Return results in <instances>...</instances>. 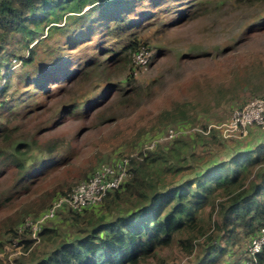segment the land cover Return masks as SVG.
I'll return each mask as SVG.
<instances>
[{
    "label": "trees",
    "instance_id": "obj_1",
    "mask_svg": "<svg viewBox=\"0 0 264 264\" xmlns=\"http://www.w3.org/2000/svg\"><path fill=\"white\" fill-rule=\"evenodd\" d=\"M129 2L0 0V73L2 68L9 70L8 45L17 36L28 48V57L21 61L22 69L29 67L19 74L9 94L12 79L4 81L0 88V114L7 113L8 123L35 114L21 127L0 126V211L44 186L51 188L49 197L67 194L69 184L74 182L68 174L72 169L67 163L71 158L68 153L72 139L80 137L83 130L66 142L63 137L53 136L52 130L62 122L79 119H90L91 124L96 120L107 123L113 119L115 105L129 101L131 91L111 82L87 101L67 103L64 98L83 84L91 71L100 69L101 75H111L126 67L132 54L141 48L137 41L123 47L124 54L105 56V51L83 60L73 73L61 77L72 59L65 57L63 50L79 41L85 27L82 22L79 28L75 27L76 21L94 12L92 20L100 22L107 10L113 12V8ZM87 6L89 11L84 12ZM62 20L64 24L57 26ZM129 24L128 18H118L102 30L110 39H124ZM44 32L47 39L57 32L66 40L48 50L49 59L36 69V57L40 58L36 47L43 39L30 48L29 45ZM58 50L59 54L52 57ZM38 95L44 99L35 100V108L27 104L23 111L13 114L20 100ZM205 132L207 126L194 131L189 141L175 136L165 142L157 141L152 149L122 157L127 160L129 176L118 189L108 192L94 208L81 212L64 209L65 219L75 230L71 238H58L56 228L45 225L38 240H34L28 231L18 233L26 212L3 216L0 251L5 240L18 239L23 251L12 264H167L164 255L170 253L184 259L185 264H221L227 248L240 236L250 242L264 229V139L254 149L217 163L192 149L204 148L202 141L206 142L205 137L214 138L217 130ZM35 152L42 153V158L35 159ZM50 205L51 202L42 212ZM248 260L246 253L241 262ZM256 264H264V248L256 255Z\"/></svg>",
    "mask_w": 264,
    "mask_h": 264
},
{
    "label": "rangeland",
    "instance_id": "obj_2",
    "mask_svg": "<svg viewBox=\"0 0 264 264\" xmlns=\"http://www.w3.org/2000/svg\"><path fill=\"white\" fill-rule=\"evenodd\" d=\"M129 1L125 6L120 4L113 8V12L107 10L101 15L100 22L92 20L94 12L77 20L75 27L79 28L81 22L85 26L79 41L63 50L64 56L72 59L63 66L61 77L70 71L73 73L72 70L83 60L105 51V56L124 54L123 47L134 41L141 46L132 54L131 63L128 62L126 67L111 75H101L100 69L91 71L83 84L64 98L67 103L87 101L109 82L131 91L127 104L117 103L113 119L107 123L96 120L91 124L90 119H79L67 124L62 122L52 130L53 136L63 137L65 142L83 130L80 137L72 139V149L68 153L71 158L67 163L72 167L68 174L74 181L69 184L68 191L77 182L88 178L95 169L146 149L150 140L165 142L178 136L189 141L194 131L200 132L208 125L219 126L248 100L264 97V0ZM88 11L87 6L84 12ZM124 17L130 20L126 37L108 38L102 28ZM63 24L64 20L57 26ZM90 25L92 27L88 28ZM45 37L44 32L29 45L30 48L43 39L42 44L36 47V56L40 57H36V69L49 59L48 50H52L56 43L64 44L66 40L57 32L48 39ZM59 52L56 51L52 57ZM27 57L28 48L17 36L8 45L9 70L2 68L0 73V88L8 77L12 79L8 94L17 83L19 74L29 68L22 69L21 61ZM38 99L44 97L38 95L29 99L26 96L17 103L13 114L23 111L22 107L27 104L35 108L38 102L35 100ZM58 104L60 106L61 102ZM6 114H0V126L8 128L28 124L27 120L32 121L35 116L31 114L8 123ZM60 119L63 120L64 116ZM176 128L172 138L164 135ZM259 133L262 138L264 134L253 129L241 140L227 141L217 131L214 138L205 137L206 142L202 141L206 144L204 148L192 146V149L202 158L219 163L229 156L254 149L260 143L252 140ZM33 156L39 160L42 153L35 152ZM50 190L44 186L38 192H29V195L9 203L0 211V218L12 212H26L24 219L33 218L57 198L49 197ZM11 217L14 219V215ZM47 226L56 228L58 238H71L75 234L65 219L64 210ZM15 240H5L0 251V264H12L21 256L23 246ZM248 241L240 236L233 246L227 248L221 264H244L241 261L246 257ZM164 258L167 264H185V260L179 259L175 253L166 254Z\"/></svg>",
    "mask_w": 264,
    "mask_h": 264
},
{
    "label": "built area",
    "instance_id": "obj_3",
    "mask_svg": "<svg viewBox=\"0 0 264 264\" xmlns=\"http://www.w3.org/2000/svg\"><path fill=\"white\" fill-rule=\"evenodd\" d=\"M212 128L216 129L220 136L227 141L241 140L252 129H258L264 134V97L248 100L244 105L235 109L230 118L219 126L208 125L205 134ZM166 135L168 138H172L175 133L170 130ZM157 141H161V139L151 141L146 148L152 149ZM128 176L127 160L125 159L100 167L87 180L73 186L67 194L57 196L51 205L37 217L25 218L19 227V235L28 231L32 239L38 240L42 228L62 210L71 209L81 212L84 209L98 206L106 194L118 189ZM15 241L20 243L18 239ZM263 248L264 229H261L248 243L246 253L249 260L244 264H256V255Z\"/></svg>",
    "mask_w": 264,
    "mask_h": 264
},
{
    "label": "crops",
    "instance_id": "obj_4",
    "mask_svg": "<svg viewBox=\"0 0 264 264\" xmlns=\"http://www.w3.org/2000/svg\"><path fill=\"white\" fill-rule=\"evenodd\" d=\"M252 130H253V129H252ZM252 130H251V131H252ZM252 133H254V132H252ZM256 135H257V136L254 137L253 140H252V139H250V140H252V142L254 141L253 143H258V142L260 143V142H262L263 139H264V136H263L262 138H260V136H261L260 133H259V135H258V134H256Z\"/></svg>",
    "mask_w": 264,
    "mask_h": 264
}]
</instances>
